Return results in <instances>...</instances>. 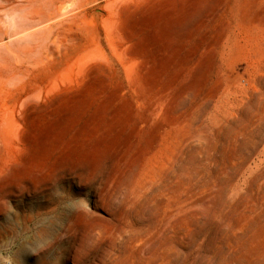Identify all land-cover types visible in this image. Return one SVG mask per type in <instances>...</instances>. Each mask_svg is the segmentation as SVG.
I'll return each instance as SVG.
<instances>
[{"label":"rangeland","instance_id":"374dc122","mask_svg":"<svg viewBox=\"0 0 264 264\" xmlns=\"http://www.w3.org/2000/svg\"><path fill=\"white\" fill-rule=\"evenodd\" d=\"M7 3L1 28L34 25ZM68 4L51 53L45 31L15 47L45 62L0 264H264V0Z\"/></svg>","mask_w":264,"mask_h":264},{"label":"bare ground","instance_id":"6f19581e","mask_svg":"<svg viewBox=\"0 0 264 264\" xmlns=\"http://www.w3.org/2000/svg\"><path fill=\"white\" fill-rule=\"evenodd\" d=\"M8 1L0 0V11L7 7ZM68 1L70 0H19L21 5L30 9L29 17L34 23L30 27H21L17 18L7 10L4 12L9 18L10 26L0 27V49L6 48L13 60L4 59L0 63V175L24 151V128L20 109L32 101H37L42 94V86L36 81V72L45 62L43 57L26 63L20 56V50L15 48L16 44L25 37L27 39L36 37L38 31H45L48 39L45 50L48 54L51 53L50 38L58 32L56 23H67L72 13L70 8L72 6ZM6 38L8 42L5 41ZM61 74L66 75L68 71ZM4 76L11 79L10 85L5 83ZM57 81L58 77L52 73L49 87L53 88Z\"/></svg>","mask_w":264,"mask_h":264}]
</instances>
